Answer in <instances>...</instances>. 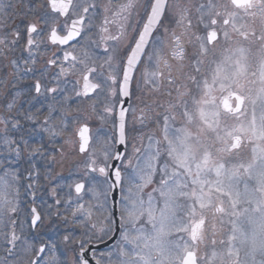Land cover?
I'll return each instance as SVG.
<instances>
[{
    "label": "snow or ice",
    "instance_id": "obj_1",
    "mask_svg": "<svg viewBox=\"0 0 264 264\" xmlns=\"http://www.w3.org/2000/svg\"><path fill=\"white\" fill-rule=\"evenodd\" d=\"M17 8L12 0H0V87L7 89L0 94V238L5 252L0 264H91L89 253L95 259V252L86 247L88 241L69 247L76 241L71 229L46 242L36 233L33 240L40 241L39 247L16 230L23 232L25 223L36 230L44 222L40 211L28 204L36 202L37 165L50 169L64 154L56 145L70 130L65 106L69 91L92 99L91 111L96 112L95 100L101 96L119 92L130 97L137 73L149 92L161 91L166 83L171 97V86H179L161 117L163 159L161 140L149 137V147H157L145 167L138 162L132 169L128 196L121 194L126 216L120 221L126 219L129 230L121 234L123 243L102 260L106 264H264V0H201L194 11L182 0H124L115 5L112 0L107 5L95 0H21ZM134 14L139 17L136 35L127 41ZM193 42L194 63L187 83H181L173 76L172 61L182 69L185 45ZM121 44L124 51L116 57L113 53ZM49 46L58 48L59 55L54 53L37 69V53ZM49 67L56 70L46 76ZM25 79L33 83L17 87ZM114 107L105 104L99 118L103 120ZM141 111L138 119L143 125L148 117ZM128 112L121 104V145L126 143ZM176 113L179 127L174 126ZM72 119L84 117L78 114ZM89 131L86 123L79 129L77 152L86 158L74 184L76 200L69 198L62 205L55 198L50 206L71 209L72 221L56 212L64 224H84L95 213L113 208L109 193L115 185L109 183L112 169L107 161L122 157L111 152L107 139L97 135L93 141ZM246 145H251L247 153ZM158 172L159 186L145 199L143 189ZM96 173L104 177L106 189L98 191ZM114 177L117 184L121 182L120 168L114 169ZM21 187L29 198L23 205L24 219H19ZM82 193H91L96 203L84 202ZM51 195L57 197L55 186ZM103 223L107 227L99 226L100 240L113 231L111 216ZM90 227L98 229L96 223ZM201 245L210 248L203 256ZM68 252L73 258L62 259Z\"/></svg>",
    "mask_w": 264,
    "mask_h": 264
},
{
    "label": "flooded vegetation",
    "instance_id": "obj_2",
    "mask_svg": "<svg viewBox=\"0 0 264 264\" xmlns=\"http://www.w3.org/2000/svg\"><path fill=\"white\" fill-rule=\"evenodd\" d=\"M95 2L98 5H107L109 3V0H95ZM123 2L124 0H112L113 5ZM182 2L185 5L192 7L194 11V6L200 3L201 0H182ZM12 3L18 6L17 8L18 11L19 6L21 5V0H12ZM10 15H12L15 19V22L19 24V17L16 16V13L12 12L10 13ZM29 19H32V17H29ZM138 19L139 17L135 16V14L133 15V17L130 18L132 27L127 32V41H131V39L136 35L135 29L138 27L136 23ZM95 23L99 24L100 19H97ZM113 31H115V28H113ZM22 40H23V36H22ZM84 42L85 41H81V43ZM185 47L187 50V58L184 61L183 68L181 69L179 66H177V62L172 61V63L174 64L173 76L176 77L181 83H187L186 76L191 70L190 65L194 63V61L191 58L195 52V42L186 44ZM123 51H124V44H121L117 48V50L113 53V55L119 57L120 55H122ZM54 53H57V55H59V49L54 46H49L47 51H42L37 53L39 58L37 60V64L35 65V67L37 69L43 68L45 66V61L49 58H52ZM20 54L21 51L17 50L16 55H20ZM115 63L118 64L119 59H117ZM206 68L207 65H205V69H202V71L206 70ZM55 70H56L55 68L49 67V72L45 73V75L47 76L49 75V73ZM37 75L39 74L37 73ZM0 76L2 75L0 74ZM69 79H79V76H75V77L70 76ZM32 83H33L32 79H25L21 82L20 85H17V87L26 88V86ZM178 86L179 84L171 86L173 88L171 97H169L168 95L169 85H167L166 83L161 91L149 92L144 87V85L139 82V73H137V77L136 79L133 80L132 83V87H131L132 95L130 97H123L121 94H119V92L116 96H108V97L101 96L95 100V103L98 105L96 112L91 111V105L94 102L92 99L78 98L75 96L74 92L69 91L68 93L69 100L67 101L65 106L68 108L66 122L68 123L70 130L66 131L62 137L58 138L56 145L58 149L63 150L64 154L63 156L60 155L57 156V163L55 165L50 166V169L46 166H42L39 164L37 165V167L40 169V179L35 182L36 202L34 205L31 203L28 204L29 207L35 206L37 210L40 211L42 217H44V222L36 230L30 229L28 224L25 223L23 225V232H21L20 228H17L16 230L17 234L22 235L23 238L32 241L36 247H39L40 241L33 240V237L36 235V233H40L43 237V241L46 242L49 238L57 239V232L64 233L66 230L71 229L73 230L72 234L76 237V241L75 244L69 247H75L76 244H79L81 240L88 241L86 247H90L95 252V259H92V254L89 253V259L91 260V264H95L96 260H101V264H106V262L102 260V257L106 256L109 252H114L117 246L122 244L121 234L124 231L129 230V225L127 224L126 219L123 224H121L120 221L121 216H126V214L122 211L123 208L121 203V194L123 193V187L126 182V177L129 178L132 169L136 167L138 162L141 167H145L148 163V156L154 153L157 145L153 144L152 147L150 148L149 137L161 140V144L159 145V147L161 149V158L163 159L164 144H163L161 117L162 114L165 112L169 101L175 99L176 96L175 88ZM5 91H7V89L0 87V94H3V92ZM105 104L114 105L115 107H114V111L111 114H108L103 120H101L98 114L103 113V108ZM121 104H123V106L129 110V112H128L127 124H126V143L124 144V148L121 156L122 159H120V162L116 167V168H120L121 177H122L121 188H120V199L118 204L119 222L117 224V217H116L117 215L116 214L112 215V213L115 212H114V208H111L106 213H95L91 221H85L84 224H80V223L64 224L63 219L57 217L56 212L59 211L61 213H64V215L67 216L68 220L72 221L74 217L71 214V209H68L66 207L54 208L50 206L54 204L55 198H59L61 200L62 205L69 198H71L73 201H75L77 198L74 192L75 182H73V179L74 178L76 179L78 177V174L83 172L82 162L86 158V154L77 152V148L79 144V129L86 123L90 129L89 135L93 138V141H95V138L97 137V135H99L100 137L108 140L111 152L118 153V144H119L118 114ZM149 108H151L152 111H149ZM141 110H143V114H147L148 117V119L145 121L143 125L140 123V120L138 119V117L142 114ZM133 112H135V116H133L132 114ZM78 114L82 115L84 119L73 120L72 117H75ZM46 115L47 112H45V116ZM176 117L177 120L174 126L179 127L180 126L179 113H176ZM43 118L44 117L42 116L41 119ZM113 137H115L116 139H113ZM250 147L251 145L245 146L244 148L245 153L250 151ZM136 149H139V152H137ZM115 160L116 159L113 158L107 161V165L109 166V168L111 167V165ZM129 160H131L132 162L131 165H129ZM73 169L76 170L75 173ZM49 170L51 171L50 176L47 174ZM95 175L98 177V181L100 183H104L103 185L108 186V184L104 182V177L100 176L99 173H96ZM159 179H160V175L158 172L154 176L153 182L148 186L149 189L146 190L148 191L146 195L148 193H151L154 188L159 186ZM53 186L56 187L57 197H52L51 195V188ZM69 186H73L71 188V192H72L71 197H69ZM101 189H103L102 184H101ZM110 194L111 192L109 193V203L112 204ZM81 195H83L84 202L86 203L91 202L93 204L96 203V201L92 199L91 193H88L87 195H84L82 193ZM20 196L22 197L25 196V189L23 187H21L20 189ZM144 197L145 199L147 198V196L145 195ZM22 199L26 201L29 198L26 197V199L25 198ZM23 200L20 201L22 211H21V215L19 216V219H24L25 216L27 215V211L23 207L25 202ZM102 200L103 197H101V201ZM109 216H111L113 220V223L111 225L113 231L110 235L104 236L103 240H100L99 237L102 236L103 233L96 230L95 232L97 236L95 234L93 235L94 230L90 227V224L96 223V221L105 220ZM77 217H80L79 213H77ZM141 223H143V221H141ZM139 226L140 225L138 224L137 227ZM117 227H118V231H117ZM227 231H228V225L225 224L224 232L226 233ZM220 238H221L220 236L217 237V239ZM217 247H219V245H217ZM206 251H210V248H205L203 245H201L199 249V254L203 256ZM4 255L5 252L2 244V238H0V259H3ZM32 258L35 257L33 256ZM61 258L72 259L73 254L71 252H68L66 257H61ZM241 259L243 260V253L241 254Z\"/></svg>",
    "mask_w": 264,
    "mask_h": 264
},
{
    "label": "water",
    "instance_id": "obj_3",
    "mask_svg": "<svg viewBox=\"0 0 264 264\" xmlns=\"http://www.w3.org/2000/svg\"><path fill=\"white\" fill-rule=\"evenodd\" d=\"M123 148L124 145L118 144V153L122 156V152H123ZM120 160H115L113 162V164L111 165L110 169H112L111 173H110V183H113L115 185L113 191L110 194V198L112 200V204H113V208H114V212L117 215V224L119 222V218H118V204H119V199H120V188H121V182L120 183H116L115 182V177H114V169L117 167V165L119 164ZM114 198V199H113ZM117 231H118V227H117Z\"/></svg>",
    "mask_w": 264,
    "mask_h": 264
},
{
    "label": "rangeland",
    "instance_id": "obj_4",
    "mask_svg": "<svg viewBox=\"0 0 264 264\" xmlns=\"http://www.w3.org/2000/svg\"><path fill=\"white\" fill-rule=\"evenodd\" d=\"M1 75H3L2 73H0ZM74 170V169H73ZM75 171L76 170H74V173H75ZM74 173H73V175H74ZM77 177V176H76ZM72 178V177H71ZM71 178H70V181H71ZM77 179H78V177L75 179H73V182H77ZM101 184H102V186H103V189H106V186L107 185H103L104 183H100L99 181H98V183H97V188L99 189V190H102L101 189ZM149 186V185H148ZM148 186H146L144 189H143V192H142V194L143 195H145V196H147L146 195V193L148 192V191H146L147 189H149V187ZM108 187V186H107ZM130 187V184H129V179L126 177V182H125V184H124V187H123V195L124 196H128V188ZM133 195H135V188H133ZM22 196H20V198H21ZM19 198V199H20ZM22 198H25L26 199V197L25 196H23ZM20 199V201H22L23 199ZM23 201H25V200H23ZM124 207V205L122 204V208ZM104 222V220H100V221H96V224L98 225V231H99V226H104V227H107V225L106 224H104L103 223ZM96 235L97 236V234H96V232L94 231V233H93V235ZM122 243H123V241H122Z\"/></svg>",
    "mask_w": 264,
    "mask_h": 264
}]
</instances>
